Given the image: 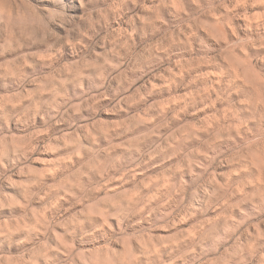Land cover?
<instances>
[{
	"label": "clouds",
	"instance_id": "clouds-1",
	"mask_svg": "<svg viewBox=\"0 0 264 264\" xmlns=\"http://www.w3.org/2000/svg\"><path fill=\"white\" fill-rule=\"evenodd\" d=\"M0 264H264V0H0Z\"/></svg>",
	"mask_w": 264,
	"mask_h": 264
}]
</instances>
